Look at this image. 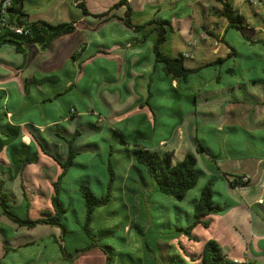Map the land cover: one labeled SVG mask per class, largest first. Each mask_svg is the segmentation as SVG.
Wrapping results in <instances>:
<instances>
[{"label":"crops","instance_id":"crops-1","mask_svg":"<svg viewBox=\"0 0 264 264\" xmlns=\"http://www.w3.org/2000/svg\"><path fill=\"white\" fill-rule=\"evenodd\" d=\"M28 1L24 0L22 12L29 16L30 21L42 20L53 25L74 22L75 30L55 39L46 50H40L36 46L38 51L31 62H27L28 53L27 55L17 53L10 45L0 46V94L6 120L9 124L19 127L21 140L25 144H32L34 141L32 135H35L47 151L63 161L67 156L65 140H72L73 148L79 155L83 142L80 129L84 132L94 131L98 128L96 126L104 125L113 134L117 132L123 135L124 129H131L133 133L140 136L145 135L141 132L143 126L155 131L157 120L155 112L164 107L160 104L161 100L156 101V98H159L156 95L159 96L161 92L163 79L169 82L170 89L177 99L185 98L188 102L185 109L180 107L177 110L178 121L169 136V141L179 149L183 147L184 150L189 149L188 152H193L199 142L196 138L198 125L210 126V123L214 124L215 130L221 132L225 128H230L231 130L240 129L245 134L260 133V141L264 142V95L257 94V91L247 92V97L240 101L212 97L209 93L199 105L198 101L202 100L198 99L200 95L189 93L184 97L180 92L182 85H187L191 76L210 67L206 64L232 55V50L227 51L221 46L219 47L220 54H217L214 43L206 42L205 35L194 31L191 23L194 19L197 20V14L191 12V15L187 17L189 24L184 29L182 17L172 16L164 19L165 17L159 12L163 3H167L170 7L181 3L183 7L191 8L199 4L200 0H127L132 11L130 20L133 26L153 19L167 21L170 24L173 32L169 34L162 46L165 53L170 56L184 53L193 55L192 59H184V66L189 69H202L184 81L170 79L164 74L161 66L155 63L152 50L155 34L151 33L150 28L144 32L135 33L124 24L122 18L125 6L112 10L105 19H98L81 13L77 7L80 0L69 2L49 0V10L26 9ZM117 1L86 0L85 4L89 13L96 15L106 11ZM199 6L205 9V16L209 20L208 7L213 6V0H207V4L202 2ZM64 7L70 9L63 10ZM256 31L261 36L264 34L262 29ZM120 32L123 37H120ZM192 33L198 34L202 41L201 48L197 46V42L193 41ZM211 33L215 37L214 33ZM173 36H178L181 43L190 49L181 51L176 48L175 55H173L171 46L165 47L167 43H171ZM253 41L264 40L256 38ZM198 54L206 61L197 65H189L188 63L194 61ZM81 65L85 66L84 70ZM93 66L94 73L89 75L87 72H92ZM87 74L88 79L84 77ZM68 93L73 95L77 102L88 101V106L80 111L76 106L77 103H71L73 106H69L67 114L43 124L21 117L24 112L39 110L40 106L52 103ZM153 97H156L157 105L149 104ZM82 104L85 106V103ZM89 115L96 119V123L88 126L82 125V117ZM61 121L68 125L62 127ZM34 143L35 145H32L38 151L39 161L36 164L27 165L23 169L22 177L30 170L28 173L30 178L29 176V179L24 178V182L31 193V209L36 208L39 213L41 210H48L52 191L51 183L55 180L59 170L51 159L39 152L35 141ZM167 143V139H159L156 146H148L134 140L132 143L129 142L128 146L138 145L159 152L172 151L174 155V150H169ZM260 145L259 147L264 149L263 144ZM246 146L249 147V144ZM207 151L209 152L208 149ZM199 154L201 155L196 157L200 174L206 178L219 179L224 183L225 201H222L221 197L214 201L228 208L221 214H210L205 217L203 220L208 222L207 227L201 224L195 226L198 229L207 230V234L200 237L191 233L192 240L201 243V247L196 252L189 249L187 251L184 248L189 259L186 261L182 259V264H200L202 248L209 240L215 241L223 255L233 262L264 264V153L260 155L237 154L233 157H224L223 161L222 158L211 159L205 153ZM132 164V167H135L133 160ZM6 176L12 179L6 157V147L0 146V188L3 192L6 190L4 187ZM243 178L246 180L243 181ZM211 179L208 181H212ZM12 180L18 183L19 188L16 204L19 202L17 206L23 207L20 178ZM72 186L74 185L70 181L67 182L65 177L64 189ZM149 189V187L141 189L132 186L128 188V191L136 196L141 193L146 195ZM120 190L126 193L127 186ZM38 226L39 229L48 227L52 230H47V233L40 234L35 239L23 241V235L19 232L21 228L11 224L0 210V264H6L9 260L12 264L19 263L18 253L22 247L31 249L36 247L41 253L44 251L47 254L53 253L54 248L57 251L59 243L55 241L59 240L58 230L46 225ZM127 228L125 227V230ZM51 256L53 257V254ZM82 256L92 258L90 260L80 259ZM105 263V254L98 248L85 252L72 263L59 256L54 261H46V264Z\"/></svg>","mask_w":264,"mask_h":264},{"label":"rangeland","instance_id":"rangeland-1","mask_svg":"<svg viewBox=\"0 0 264 264\" xmlns=\"http://www.w3.org/2000/svg\"><path fill=\"white\" fill-rule=\"evenodd\" d=\"M29 1L26 2V9H50L49 0ZM63 1L69 2L70 0ZM231 1L234 9L246 19L247 26L242 32L234 28L227 29V21L219 15L221 5L217 0H213V6L208 7L209 20L205 16V9L199 6L202 2L207 4V0H200L199 4H195L191 8L183 7L181 3L175 7L163 3L159 8V12L165 17L164 19L172 16L182 17L184 29L189 24L187 17L191 15V12L197 14V20L194 19L191 23L194 31L205 35L206 42L214 43L217 54H220V46L227 51L232 50L230 57L222 59L218 64L202 69L198 74L189 78L187 85H182L184 89L181 88L180 92L184 97L189 93L200 95L198 99L201 98L202 102L198 101L199 105L203 103L204 98L209 93L212 97L240 101L247 97V92L255 93L257 91V94L264 95V45L253 41L256 38L264 40V34L261 36L256 31L262 29L264 32V0ZM65 7L63 10L70 9ZM203 26L205 28H202ZM206 31L213 32L215 37L209 36ZM197 33L191 34L192 39L201 48L202 41H200ZM222 36L224 43L221 42ZM120 37H123L121 32ZM171 40V43H167L165 47L171 46L173 55H175L176 48L181 51L190 49L181 43L178 36H173ZM205 61V58L198 54L194 61H190L188 64L197 65ZM84 67L81 65L83 70ZM87 73L89 75L94 73V66L93 71ZM88 74L84 75L86 79H88ZM156 97V101L161 100L160 104L164 106L155 112L157 116L156 130L152 131L147 126H143L141 132L145 135L140 136L133 133L131 129H124L122 131L124 133L123 140L128 143L135 140L142 145L156 146L159 139H167V148L174 150L172 161L176 163L183 159L189 149L184 150L183 147L179 149L169 141V136L178 121L177 110L180 107L185 109L188 102L185 98L177 99L170 89L169 82L165 79L162 80L161 92ZM155 98L153 97L149 102L150 105L158 104ZM74 102L77 103L76 106L80 111L88 106V101L77 102L76 98L68 93L52 103L40 106L39 110L24 112L21 117L43 124L67 114L69 106H73L71 103ZM82 103H85V106ZM82 120V125L88 126L91 123H96V119L90 115L83 116ZM151 121L153 120L151 119ZM60 125L66 127L68 124L61 121ZM96 127L98 128L94 131L87 130L84 132L80 129L83 142L80 146L79 155L74 159V166L69 169L66 175V181H70L76 187L80 181H88L97 196L103 195L102 191L106 192L107 186L111 184L110 201L95 209L93 213L90 228L95 235L94 240H97L101 246H109L113 249V264H182V259L183 261L189 259L185 249L196 252L201 247V243L192 240V235L187 233L186 228L194 220L193 201L211 178L199 174L196 186L188 191L181 201L161 195L154 190V181L148 177L141 166L134 164L135 167H132V155L130 154L132 147L121 142L120 137L113 134L106 126L99 125ZM214 128L216 127L213 123H210V126L198 125L196 138L205 149L209 150L210 154L222 158V161L225 159L224 157H233L237 154L253 153L260 155L264 153V149L259 147L260 144H263L264 147V142L260 141V133L245 134L240 129L231 130L230 128H225L221 132ZM32 144L35 145L34 141ZM32 144L29 143L33 147ZM246 144H249V147ZM159 148L163 150L162 147ZM109 168L111 172H109ZM29 171L23 179L30 178ZM4 179L6 189L4 192L9 200L8 205L11 206L15 214L25 217V209L17 206L19 202L16 204V197L19 193L18 183L8 176ZM211 180L214 192L213 200H219L221 197L222 201H225L223 181ZM124 186H127L126 193L120 190ZM132 186L141 189L149 187L150 189L146 195L141 193L134 196L128 191V188ZM69 202L68 225L71 234L65 235L64 241L66 252L73 254L75 250L86 246L89 239L86 238L80 227L83 223L81 196L73 194ZM72 210L78 214L77 219ZM27 215L29 218L35 219L39 214L36 208H33ZM125 227H130V229L125 230ZM46 228L39 229L37 226L30 231L21 228L19 232L23 235V241H28L32 238L35 239L40 234L47 233V230H52ZM55 232L57 233L56 229ZM191 233L201 237L207 234V230L195 227L192 228ZM30 249V247H22L19 250V256L16 254L19 259L17 264H46L47 260L54 261L57 256H61L58 253V248L57 251L54 248L51 254L44 251L41 253L36 247ZM87 257L82 256L80 259L90 260L92 258ZM6 264H12V262L9 260Z\"/></svg>","mask_w":264,"mask_h":264},{"label":"trees","instance_id":"trees-1","mask_svg":"<svg viewBox=\"0 0 264 264\" xmlns=\"http://www.w3.org/2000/svg\"><path fill=\"white\" fill-rule=\"evenodd\" d=\"M217 1L221 5L219 15L227 21L228 28H234L242 32L247 26L245 17L234 9L231 0ZM23 2L24 0H11L10 7L7 9L8 15L6 21L9 25L17 27L23 26L27 30V34L17 35L6 30V28H0V46L10 45L17 53L27 55V46H38L40 50H46L55 39L62 35L72 33L75 30L73 24L74 22L53 25L42 20L30 21L29 16L22 12ZM85 2L86 0H80L77 4V7L83 15L92 16L98 19H105L108 15H110L112 10L125 6L126 9L122 20L128 28L132 29L135 33H141L147 30V28H150L151 33L155 34L152 46L155 63L161 66L164 74L170 79L184 81L190 75L195 74L202 69L186 68L184 66V58L182 57V54L170 56L162 50V46L166 42L169 34L173 32V29L167 21L153 19L144 24L133 26L130 20L132 11L127 0H118L106 11L96 15L89 13ZM207 34L213 37L211 32H207ZM145 38L147 39L146 35ZM221 42L224 43L223 38L221 39ZM260 43L264 45V41H260ZM221 61L222 59H217L214 63H208L206 66H212L220 63ZM115 135L120 137L121 142L129 145L123 140V135L117 132H115ZM32 137L36 142L39 152L51 159L59 170L55 180L51 183L52 191L49 198L48 210H41L38 213V217L35 219H31L27 215L31 210V193L27 189L22 177V172L27 165L38 163V151L34 147L22 142L18 126L11 125L7 122L6 112L2 103V96L0 94V146L6 147V157L10 167L11 178H20V189L22 191L24 201L23 208L25 209V217H20L15 214L11 206L8 205L9 200L5 192L2 191V188H0L1 214L11 224L19 228L30 230L38 225H46L56 228L59 232V240L55 241L56 243H59L57 245L58 253L61 254L60 257L63 260L69 263H72L81 254L98 248L106 255L105 264H113V249L109 246H101L97 240H94L95 235L90 228L95 209L106 205L111 199V184L107 186L106 192L102 191L103 195L98 196L90 187L88 181H80V184L77 187L74 185L64 189L63 181L68 174L69 169L74 166V159L78 155L73 148L72 140H65L67 144V156L66 159L62 161L56 155L47 151L42 142H40L35 135H32ZM131 147L132 150L130 151V154H132V160L136 165L141 166L148 177L154 181V190L161 195L171 197L178 201L183 200L186 193L193 189L197 184L200 169L196 156L199 153H205L211 159L218 158L210 154L200 142H197L193 152L186 153L183 156V159L176 163H173L172 161V151L159 152L145 149L138 145H131ZM109 172H111L110 168ZM73 194H79L81 196V208H83L81 215L83 216V223L80 227L83 234L89 239V242L81 249L75 250L73 254H69L66 252L64 237L67 234H71V230H69L68 225V212L70 208L69 199ZM212 194V181H208L201 189L199 196L195 200L193 206L194 220L186 228L188 234H191L192 228L198 224H201L203 227H207L208 222L203 219L208 215L221 214L228 208L227 206H222L215 202ZM72 211L77 219L78 214L76 211ZM199 260L200 264H249L237 263L227 259V257L223 255L217 243L212 240H209L204 244Z\"/></svg>","mask_w":264,"mask_h":264},{"label":"built area","instance_id":"built-area-1","mask_svg":"<svg viewBox=\"0 0 264 264\" xmlns=\"http://www.w3.org/2000/svg\"><path fill=\"white\" fill-rule=\"evenodd\" d=\"M11 0H0V28H6V30L17 34V35H26L27 30L22 26V27H17L13 25H9L6 21L7 18V9L10 7ZM182 57L184 59H192L193 55L190 54H182ZM243 181L246 179L243 178Z\"/></svg>","mask_w":264,"mask_h":264},{"label":"water","instance_id":"water-1","mask_svg":"<svg viewBox=\"0 0 264 264\" xmlns=\"http://www.w3.org/2000/svg\"><path fill=\"white\" fill-rule=\"evenodd\" d=\"M26 48L28 50L27 62H31L38 50L36 46H27Z\"/></svg>","mask_w":264,"mask_h":264}]
</instances>
